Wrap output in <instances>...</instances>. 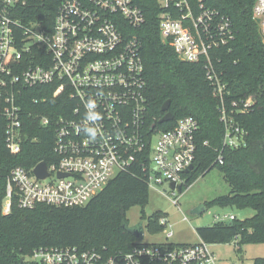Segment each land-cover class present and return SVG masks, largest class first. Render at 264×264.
Returning <instances> with one entry per match:
<instances>
[{
  "label": "built area",
  "instance_id": "2783aa9c",
  "mask_svg": "<svg viewBox=\"0 0 264 264\" xmlns=\"http://www.w3.org/2000/svg\"><path fill=\"white\" fill-rule=\"evenodd\" d=\"M158 1L162 9L177 12L160 15L162 40L183 62L204 60L207 79L220 99L225 135L215 164L223 165L225 148L246 145L247 132L235 115L246 114L251 107V101L232 100L228 109L227 86L216 64L221 59L213 55L223 48L232 51L234 25L205 0L195 5L193 0ZM253 13L264 36V0H256ZM145 22L134 0H0V137L16 158L37 122L55 133L53 161L0 171V179H6L3 215H10L15 204L22 210L86 206L138 158L149 189L168 184L174 196L190 189L186 176L195 169L200 125L186 116L172 129L153 128L143 47L133 33ZM49 97L55 107L47 104ZM89 100L95 101L101 117L95 141L84 132L92 126L85 120ZM43 162L48 177L40 179L35 171ZM173 203L179 205V198ZM236 219L217 215L216 223ZM145 221L143 239H136L128 251L40 247L30 259L35 264H220L212 244L203 240L170 242L175 232L167 215L157 220L161 230L156 233L151 231L152 221ZM145 230L164 234L166 241L144 243Z\"/></svg>",
  "mask_w": 264,
  "mask_h": 264
},
{
  "label": "trees",
  "instance_id": "16d2710c",
  "mask_svg": "<svg viewBox=\"0 0 264 264\" xmlns=\"http://www.w3.org/2000/svg\"><path fill=\"white\" fill-rule=\"evenodd\" d=\"M145 14L146 22L133 33L143 47L148 82L147 98L151 122L159 129H172L176 122L193 116L200 125L199 150L194 171L187 177L191 186L201 176L217 168L230 186L231 192L215 198L208 206L228 207L238 211L252 210L254 215L232 222L215 223L197 230L201 240L209 244L240 241L241 245L264 244V42L254 20L256 0H205V4L228 16L237 33L227 48L213 55L221 59L217 71L227 86L225 101H251L248 113L235 115V120L247 132L246 145L225 148L224 164L216 163L223 148L225 127L219 112L220 99L207 79L204 60L186 63L174 48L166 44L160 33V15L172 12L162 9L158 0H134ZM194 5L198 0H193ZM214 57V58H215ZM39 96L37 93H33ZM31 98V97H29ZM171 101L175 120L158 124L165 115L163 105ZM49 105L56 103L49 97ZM32 106V105H31ZM37 126L28 131L24 152L10 156L0 137V171L5 174L15 165L31 167L40 161H53L54 131ZM33 138H37L33 141ZM208 141L209 146H204ZM11 157V158H10ZM140 159L128 170L110 181L106 188L86 206L57 208L40 205L34 210H22L15 204L10 215H3L6 179H0V264H35L31 256L35 249L53 246H78L81 249L107 247L109 251H128L136 238L125 227L127 213L134 207L142 209L149 203L146 174L140 169ZM165 214L156 213L144 220L152 221L153 233L161 227L157 220ZM253 264H264L258 258Z\"/></svg>",
  "mask_w": 264,
  "mask_h": 264
},
{
  "label": "rangeland",
  "instance_id": "374dc122",
  "mask_svg": "<svg viewBox=\"0 0 264 264\" xmlns=\"http://www.w3.org/2000/svg\"><path fill=\"white\" fill-rule=\"evenodd\" d=\"M230 192V186L217 168L201 176L182 195L174 196L168 184L158 186L157 189L149 190V203L144 209L134 207L127 213L128 228L134 229L141 224H146L144 216L152 217L156 213L165 214L175 232V237L170 242L175 244L199 243L201 238L197 230L213 226L217 215H234L239 220H245L254 215L252 210L238 211L220 206H208L202 214L192 213L198 206L209 204L215 198L228 195ZM177 198H179V205L173 203V200ZM165 241L164 234L154 235L145 230L144 243H164ZM239 242L235 240L227 244H214L211 245V250L220 264H253L256 259L264 258V244L241 245L242 251L239 252Z\"/></svg>",
  "mask_w": 264,
  "mask_h": 264
},
{
  "label": "water",
  "instance_id": "95a60500",
  "mask_svg": "<svg viewBox=\"0 0 264 264\" xmlns=\"http://www.w3.org/2000/svg\"><path fill=\"white\" fill-rule=\"evenodd\" d=\"M258 22H259V21L257 20V23H258ZM260 34H261L262 39H263V41H264V36H263L261 30H260ZM162 112H163L165 115H164L163 118L159 121L158 124L170 123V122H172V121L175 120V116H174V114L171 112V101H167V102L163 105V107H162ZM156 126H157V124H155V125L153 126V128L156 127ZM192 169H193V166L190 167V170H192ZM35 172H36V175H37L40 179H44V178L48 177V173H47V165H46V163H45V162L41 163V164L37 167V169H36ZM171 188H175V184H174V183L171 184ZM180 190H181V189H179V191H180ZM206 210H207L206 204H202V205L198 206L196 209H194V210L192 211V213H193V214H195V213L202 214V213H204ZM125 227L129 230V232H130V233H131L136 239H139V240H142V239H143V237H144V229H143V225H142V224L139 225L138 227L134 228V229H129V228H128V224H126Z\"/></svg>",
  "mask_w": 264,
  "mask_h": 264
},
{
  "label": "clouds",
  "instance_id": "9594fccd",
  "mask_svg": "<svg viewBox=\"0 0 264 264\" xmlns=\"http://www.w3.org/2000/svg\"><path fill=\"white\" fill-rule=\"evenodd\" d=\"M87 112L85 114V120L89 122L92 126H88L84 128V132L86 133L87 137L95 141L98 136V127L95 126L96 122L100 120V113L97 112L96 109V103L93 100H89L87 104L85 105Z\"/></svg>",
  "mask_w": 264,
  "mask_h": 264
}]
</instances>
